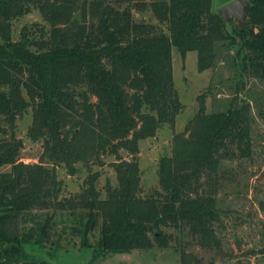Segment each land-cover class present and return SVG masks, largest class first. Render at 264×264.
<instances>
[{
	"label": "trees",
	"instance_id": "trees-1",
	"mask_svg": "<svg viewBox=\"0 0 264 264\" xmlns=\"http://www.w3.org/2000/svg\"><path fill=\"white\" fill-rule=\"evenodd\" d=\"M250 1L241 30L223 20L213 0H0V169L8 167L0 173V264H41L35 250L65 249L68 231L72 245L78 239L93 249V261L167 248L169 227L222 251L220 180L229 162L254 153L257 101L250 89L242 97L240 90L247 80L264 81V0ZM34 9L43 21L25 25L15 39L14 21ZM174 47L183 56L196 51L200 71L227 62L235 87L212 112L211 89L198 96L196 114L174 132L172 155L160 159L159 187L144 194L140 141L164 124L174 127L183 109ZM30 108L28 134L42 143L33 163L22 159L16 135ZM107 155L115 156L118 184L102 197L101 174L92 167ZM80 163L89 170L82 191L61 198L57 167L75 175ZM259 205L264 211V199ZM178 253L180 264H205L184 247Z\"/></svg>",
	"mask_w": 264,
	"mask_h": 264
},
{
	"label": "rangeland",
	"instance_id": "rangeland-1",
	"mask_svg": "<svg viewBox=\"0 0 264 264\" xmlns=\"http://www.w3.org/2000/svg\"><path fill=\"white\" fill-rule=\"evenodd\" d=\"M222 1L213 0L214 9L219 10ZM138 18H145L162 29L165 27L152 14H140ZM42 21L41 14L34 9L14 21L13 37L19 39L25 25L32 26ZM172 68L183 109L174 127L164 124L155 137L140 141L139 162L141 187L144 194L159 187L160 159L163 156L172 155L174 132L182 131L196 114L199 107L198 96L211 89L206 96V106L207 111L212 112L224 106L223 101L229 99L235 87L233 81L229 80V76L234 74L231 65L221 61L213 69L200 71L196 51H190L183 56L174 47ZM249 89L254 92V98L257 101L252 103L255 115L252 132L254 153L251 159L229 162L223 176L225 178L220 180L218 197L223 214L219 225V235L223 242L222 251L205 249L198 245L188 232H180L174 227H169L165 230L173 237L167 248L154 246L148 250L116 253L93 261V249L81 248L78 239V243L75 246L72 245L70 239L73 235L68 231L64 233L68 240L62 241L65 249L55 253H48L41 249L35 250L34 257L41 264H180L178 251L180 247H184L188 252L200 256L205 264H264V211L259 205V201L264 199V81L247 80L246 88L240 90V96H245V91ZM31 122L30 108L17 120L16 126V135L24 143L22 159L27 163L38 162L42 152V143L33 141L28 134ZM121 155L130 159L124 150ZM104 159V165L92 167L93 171H100L97 187L102 197L106 196L108 185L118 184L113 165L115 156L107 155ZM7 169L8 167L1 168L0 173ZM88 173V168L81 163L78 164L75 175H70L63 165L58 166V178L62 181L60 197L67 198L80 193ZM58 230H62L60 224ZM98 233L96 231L95 234L98 235ZM91 240L95 241V238L92 236Z\"/></svg>",
	"mask_w": 264,
	"mask_h": 264
},
{
	"label": "water",
	"instance_id": "water-1",
	"mask_svg": "<svg viewBox=\"0 0 264 264\" xmlns=\"http://www.w3.org/2000/svg\"><path fill=\"white\" fill-rule=\"evenodd\" d=\"M252 9L250 0H230L219 7V12L226 23H234L239 29L245 30Z\"/></svg>",
	"mask_w": 264,
	"mask_h": 264
}]
</instances>
